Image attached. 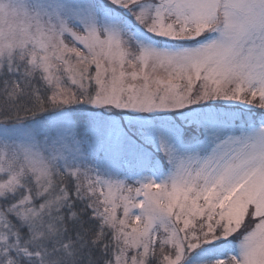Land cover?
<instances>
[{"label": "snow or ice", "instance_id": "obj_1", "mask_svg": "<svg viewBox=\"0 0 264 264\" xmlns=\"http://www.w3.org/2000/svg\"><path fill=\"white\" fill-rule=\"evenodd\" d=\"M0 264H264V0H0Z\"/></svg>", "mask_w": 264, "mask_h": 264}]
</instances>
